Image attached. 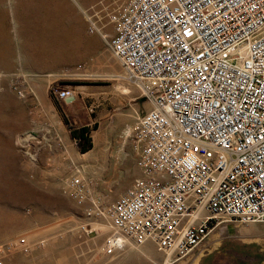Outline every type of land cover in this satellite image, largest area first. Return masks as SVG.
<instances>
[{"label":"built area","instance_id":"built-area-1","mask_svg":"<svg viewBox=\"0 0 264 264\" xmlns=\"http://www.w3.org/2000/svg\"><path fill=\"white\" fill-rule=\"evenodd\" d=\"M110 24V50L152 108L132 134L144 177L106 211L105 254L152 243L179 261L219 227L264 224V0H124ZM68 188L81 196L83 179ZM15 250L31 247L0 246V264Z\"/></svg>","mask_w":264,"mask_h":264},{"label":"rangeland","instance_id":"rangeland-1","mask_svg":"<svg viewBox=\"0 0 264 264\" xmlns=\"http://www.w3.org/2000/svg\"><path fill=\"white\" fill-rule=\"evenodd\" d=\"M123 1L0 0V246L25 238L31 247L4 264L17 252L16 264H171L152 243L104 252L106 211L144 177L132 134L152 108L109 47L110 14ZM55 88L74 89L76 101ZM82 128L93 143L85 154L71 133ZM77 177L79 197L68 188ZM97 207L105 216L88 218ZM248 227L262 238L239 251L217 241L225 226L214 230L199 246L205 264H264V224Z\"/></svg>","mask_w":264,"mask_h":264},{"label":"crops","instance_id":"crops-1","mask_svg":"<svg viewBox=\"0 0 264 264\" xmlns=\"http://www.w3.org/2000/svg\"><path fill=\"white\" fill-rule=\"evenodd\" d=\"M249 226V225H248ZM248 226H238V225H228L225 226L226 230L225 232H220L219 234V240L226 241L229 246H232L233 249L239 250H248L251 248V243L254 240H257L259 238H262L260 235H256L254 233H251V228ZM214 232V231H213ZM213 232L210 234V236L213 234ZM208 237V241L211 242V237ZM204 244V243H203ZM202 246V245H201ZM208 246H205L201 249V247L197 248L196 251L189 256L186 259H182L179 261H174L173 259L170 258L171 264H205L207 262V259L210 257V252H208L207 249ZM205 249V250H204ZM91 252L95 253L96 249L92 248L89 249ZM23 254V253H22ZM20 252L13 253L9 258L7 263L8 264H16L17 257L22 256ZM242 254V253H239ZM244 259L240 258L241 262L243 264H251L249 260H246L245 257ZM6 263V264H7Z\"/></svg>","mask_w":264,"mask_h":264},{"label":"trees","instance_id":"trees-1","mask_svg":"<svg viewBox=\"0 0 264 264\" xmlns=\"http://www.w3.org/2000/svg\"><path fill=\"white\" fill-rule=\"evenodd\" d=\"M67 124L70 125L68 121ZM72 137L77 140L80 151L85 154L93 148L92 139L90 137V130L88 128L71 129Z\"/></svg>","mask_w":264,"mask_h":264},{"label":"bare ground","instance_id":"bare-ground-1","mask_svg":"<svg viewBox=\"0 0 264 264\" xmlns=\"http://www.w3.org/2000/svg\"><path fill=\"white\" fill-rule=\"evenodd\" d=\"M166 264H169V261H167V263Z\"/></svg>","mask_w":264,"mask_h":264}]
</instances>
